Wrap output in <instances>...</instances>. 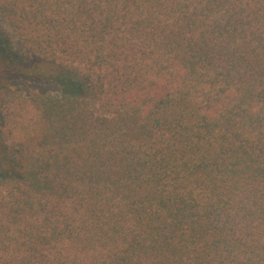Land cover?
<instances>
[{
  "label": "trees",
  "instance_id": "16d2710c",
  "mask_svg": "<svg viewBox=\"0 0 264 264\" xmlns=\"http://www.w3.org/2000/svg\"><path fill=\"white\" fill-rule=\"evenodd\" d=\"M0 264H264V0H0Z\"/></svg>",
  "mask_w": 264,
  "mask_h": 264
},
{
  "label": "rangeland",
  "instance_id": "374dc122",
  "mask_svg": "<svg viewBox=\"0 0 264 264\" xmlns=\"http://www.w3.org/2000/svg\"><path fill=\"white\" fill-rule=\"evenodd\" d=\"M16 78L10 77L6 72L4 71V65L0 62V102L2 100L3 94L10 93L9 90H5L6 86H9L11 84L12 90L15 89H21L20 82L15 80Z\"/></svg>",
  "mask_w": 264,
  "mask_h": 264
}]
</instances>
